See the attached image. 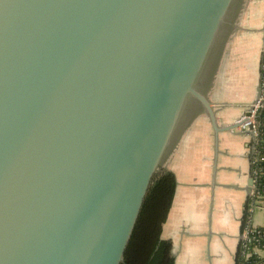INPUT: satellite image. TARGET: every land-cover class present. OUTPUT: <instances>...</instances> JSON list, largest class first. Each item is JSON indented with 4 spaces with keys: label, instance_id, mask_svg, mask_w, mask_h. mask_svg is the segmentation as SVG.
<instances>
[{
    "label": "water",
    "instance_id": "obj_1",
    "mask_svg": "<svg viewBox=\"0 0 264 264\" xmlns=\"http://www.w3.org/2000/svg\"><path fill=\"white\" fill-rule=\"evenodd\" d=\"M235 1L0 0V264H120Z\"/></svg>",
    "mask_w": 264,
    "mask_h": 264
},
{
    "label": "crops",
    "instance_id": "obj_2",
    "mask_svg": "<svg viewBox=\"0 0 264 264\" xmlns=\"http://www.w3.org/2000/svg\"><path fill=\"white\" fill-rule=\"evenodd\" d=\"M263 1L257 21L245 24L241 18L249 1L245 6L241 0L234 2L200 82L214 124L202 106L193 107L162 160L163 169L171 170L176 180L161 233L171 240L174 264H234L245 205L253 193L251 134L234 124L259 92ZM241 28L250 30L249 41L239 50L245 51L242 57L234 58L236 46L230 45ZM248 208L250 222L264 227L263 201L256 198ZM257 252L264 255V247Z\"/></svg>",
    "mask_w": 264,
    "mask_h": 264
},
{
    "label": "trees",
    "instance_id": "obj_3",
    "mask_svg": "<svg viewBox=\"0 0 264 264\" xmlns=\"http://www.w3.org/2000/svg\"><path fill=\"white\" fill-rule=\"evenodd\" d=\"M264 83V68L261 69ZM260 124L253 150V193L248 198L243 215L246 238H240L234 264H264V227L250 222L249 202L256 198L264 203V107L258 113ZM176 180L171 170L163 169L151 181L142 201L135 225L120 264H174L172 243L162 237V224L172 203Z\"/></svg>",
    "mask_w": 264,
    "mask_h": 264
},
{
    "label": "built area",
    "instance_id": "obj_4",
    "mask_svg": "<svg viewBox=\"0 0 264 264\" xmlns=\"http://www.w3.org/2000/svg\"><path fill=\"white\" fill-rule=\"evenodd\" d=\"M264 68V58L261 62V69ZM264 107V83L262 79L260 80V87L258 95L246 106V110L241 114L240 117L237 118L236 123L243 130H248L251 134V150H254V141L257 136L258 126L260 124V120L258 118V113L261 108ZM254 184V179H253ZM253 192V191H252ZM241 238H246V231L243 232Z\"/></svg>",
    "mask_w": 264,
    "mask_h": 264
},
{
    "label": "rangeland",
    "instance_id": "obj_5",
    "mask_svg": "<svg viewBox=\"0 0 264 264\" xmlns=\"http://www.w3.org/2000/svg\"><path fill=\"white\" fill-rule=\"evenodd\" d=\"M242 2V6L244 5L243 4V2L245 3V0H241ZM247 1H249L248 3H247V5H246V7H245V10H244V8H242L243 10H244V13H243V15H242V18H241V20H242V22L245 24V22H247V21H257V19H258V16H257V13H258V8L261 6V4H260V2L262 1V0H247ZM264 2V1H263ZM245 6V5H244ZM263 20H264V18H263ZM252 23V22H251ZM238 32V34L240 35V37L237 35V36H235L236 37V39H234V37H233V39H232V41H231V45H230V48L232 47V46H236V52H235V54H234V58H239V57H242L241 56V54H243V53H245V51H239V50H241L242 48H243V45L242 44H247V42L249 41V36H248V32H250V30H247V28H245V29H240V30H238L237 31ZM263 36H264V27H263ZM245 38V40L244 41H242V42H239L238 40H239V38ZM227 42H229V41H227ZM264 43V42H263ZM229 58H230V50H229V52H227V54H226V56H225V59H226V64H228V62H229ZM263 58H264V44H263V49H262V55H261V61H260V69H261V62H262V60H263ZM161 169H163V167L161 166Z\"/></svg>",
    "mask_w": 264,
    "mask_h": 264
}]
</instances>
